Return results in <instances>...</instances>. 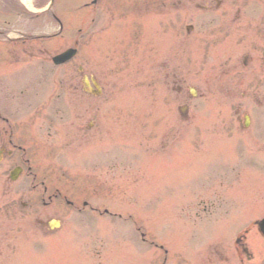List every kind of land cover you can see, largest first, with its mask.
I'll list each match as a JSON object with an SVG mask.
<instances>
[{"label":"rangeland","instance_id":"obj_1","mask_svg":"<svg viewBox=\"0 0 264 264\" xmlns=\"http://www.w3.org/2000/svg\"><path fill=\"white\" fill-rule=\"evenodd\" d=\"M260 4L264 0H142L110 17L101 7V23L95 26L96 15L84 14L89 29L74 66L100 79L105 95L99 101L80 98L79 77L70 66L67 100L73 109H83L86 123L99 116L115 134H100L98 145H68L62 162L43 155L39 164L62 175L49 183L52 191L60 187L62 196L78 205L87 200L115 209V217L89 218L60 198L48 203L52 192L45 205L30 183L13 184L0 176V264H143L136 226L146 228L148 264H162L163 258L165 264H208L210 240L190 245L194 234L206 237L201 233L206 224L195 213L240 209L251 219L263 216L264 162L250 166L256 157L243 146L238 154L230 146L243 136L250 152L264 155V33L253 32V24L264 19L262 9L255 13ZM189 25L195 30L187 37ZM174 74L175 83L169 78ZM173 84H181L185 98ZM190 89L196 92L193 99ZM185 99L191 105L188 121L179 110ZM237 110L251 118L246 133L237 127ZM215 135L224 143H207ZM202 143L198 152L181 151ZM210 174L216 176L212 181ZM221 217L210 220L221 227ZM56 219L60 228L51 233L47 224ZM234 225H223L222 233ZM254 233L247 239L255 263H261L264 242ZM219 243L224 250L232 247L229 239Z\"/></svg>","mask_w":264,"mask_h":264},{"label":"flooded vegetation","instance_id":"obj_2","mask_svg":"<svg viewBox=\"0 0 264 264\" xmlns=\"http://www.w3.org/2000/svg\"><path fill=\"white\" fill-rule=\"evenodd\" d=\"M50 1L30 0L27 5L22 0H0V176L11 183L10 174L22 167L19 162L22 157L29 170L23 168L16 182L31 181L37 189L41 187L38 182L62 177L51 173V165L42 169L41 156L61 161L62 151L68 145L98 143L104 131L95 122L86 123L83 109H73L75 105L68 103L70 63H53L56 55L71 48L70 23L79 21L69 20L70 16L77 6L88 11L92 8L96 12L93 22L100 23L102 16L97 12L101 7L110 17L117 11L125 14L142 0H54L51 5ZM260 6L255 13L262 9L264 15V5ZM241 20L239 10L237 21ZM253 28L255 34L264 33V19L259 18ZM72 80L76 81L77 77ZM77 84L82 88V98L85 91L82 79ZM109 135L113 136L111 128ZM93 212L99 211L93 209ZM245 237L237 236L234 242L233 255L239 264L253 262ZM210 255L223 262L230 260L218 246L211 247Z\"/></svg>","mask_w":264,"mask_h":264},{"label":"bare ground","instance_id":"obj_3","mask_svg":"<svg viewBox=\"0 0 264 264\" xmlns=\"http://www.w3.org/2000/svg\"><path fill=\"white\" fill-rule=\"evenodd\" d=\"M23 2H26L27 4H29L30 0H23Z\"/></svg>","mask_w":264,"mask_h":264}]
</instances>
